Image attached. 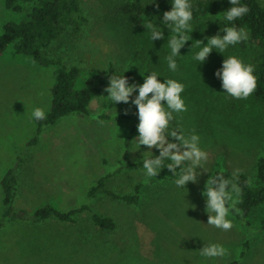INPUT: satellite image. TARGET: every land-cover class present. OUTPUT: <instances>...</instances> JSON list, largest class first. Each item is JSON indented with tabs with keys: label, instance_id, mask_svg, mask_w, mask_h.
I'll list each match as a JSON object with an SVG mask.
<instances>
[{
	"label": "rangeland",
	"instance_id": "obj_1",
	"mask_svg": "<svg viewBox=\"0 0 264 264\" xmlns=\"http://www.w3.org/2000/svg\"><path fill=\"white\" fill-rule=\"evenodd\" d=\"M4 1L0 0V34L5 23L26 19L33 6L23 3V10L15 12L7 9ZM128 1L132 0H84L88 22L75 41L77 46L63 43L60 49L55 45L82 67L77 86L89 75L107 71L104 67L110 63L135 71L133 82L137 84L144 79L140 71L149 70L180 80L185 85L181 95L187 110L174 114L173 126L178 122L186 132L199 135L209 156V172L224 168L230 173L239 168L252 175L258 157L264 156V104L257 102L253 93L246 99H234L221 92L214 73L225 58L223 53L214 49L197 65L190 52L194 40L218 33L222 22L207 19L220 15L193 19V30L188 33L191 39L180 49L177 69L171 72L164 59L170 29L162 26L164 37L150 41L145 25L132 27L123 13ZM152 7L143 23L156 17L159 24L171 4L158 0V7ZM256 53L249 42L225 51V55H236L252 66ZM53 72V67L39 65L12 46L0 53V181L23 154L16 209L32 213L47 202L61 209L87 202L94 211L113 215L118 225L113 231H101L91 225L89 216L77 226L52 222L35 228L30 222L10 223L0 228V264H227L239 259L246 240L250 246L240 264H264V231L260 229L264 205L252 213L251 227L229 212L232 227L223 230L207 224L202 191L209 173L198 169L197 181H189L187 189L175 187L167 168L157 177H144L136 163L146 148L131 149L138 123L131 98L127 104L114 105L97 97L90 103V114L64 117L45 128L38 143L28 147L36 129L32 109H50ZM153 152L158 154L155 148ZM107 174H111L109 186L117 192L132 191L141 183L139 205H127L104 194L88 199L89 187ZM2 196L0 184V209ZM203 239L223 246L225 254L201 257Z\"/></svg>",
	"mask_w": 264,
	"mask_h": 264
},
{
	"label": "trees",
	"instance_id": "obj_2",
	"mask_svg": "<svg viewBox=\"0 0 264 264\" xmlns=\"http://www.w3.org/2000/svg\"><path fill=\"white\" fill-rule=\"evenodd\" d=\"M83 2L84 0L4 1L5 7L15 12L23 10V3H32L33 6L26 19L18 22L9 21L3 25V31L0 34V53L12 46L16 53L31 57L41 66L54 68L55 80L51 87L50 109L45 112L43 120H34L35 134L28 141V147L38 143L45 128L55 125L64 117L76 113L90 114L91 101L106 94L104 89L108 83L110 72L122 70L114 63H110L107 71L89 75L84 84L78 87L77 81L81 77L82 67L66 58L62 54V50L59 52L55 48V45L59 44L61 49L63 43H66V46L75 43L72 48L77 46L75 41L81 36L82 30L88 22ZM241 2L247 4L249 12L236 20L235 23L246 29L249 39L239 44L244 46L249 42L256 49L257 57L253 66L256 88L253 95L257 102L264 104V1L241 0ZM146 3L142 0H132L123 5V13L128 17V22L132 27H143V16L154 7L152 4ZM192 3L193 19H198L206 14L221 15L220 11L230 6L229 0H193ZM67 54L68 50L65 55ZM124 75L128 77L129 83H132L136 73L127 69ZM24 159L23 154L18 155L16 163L9 167L1 178L3 196L0 209V228L16 222H30L35 228L52 222L77 226L85 216H89L88 219L95 229L113 231L117 228L118 224L113 215L94 211L87 202L69 209H61L47 202L37 207L32 213L26 209H16L14 204L19 195L20 169ZM136 165L140 166V162H137ZM210 173L212 175L222 174L225 177L230 174L224 168H217ZM110 177L111 174L99 177L87 190V198L93 199L99 194H104L127 205H139L141 183L135 184L132 191L117 192L109 186ZM237 182L241 191L235 209L230 212L244 225L251 227L252 213L264 205V156L258 157L252 175L241 172ZM260 229L264 231V216L260 220ZM249 246L250 240L244 241L239 259L227 264H240L241 260L245 258Z\"/></svg>",
	"mask_w": 264,
	"mask_h": 264
},
{
	"label": "clouds",
	"instance_id": "obj_3",
	"mask_svg": "<svg viewBox=\"0 0 264 264\" xmlns=\"http://www.w3.org/2000/svg\"><path fill=\"white\" fill-rule=\"evenodd\" d=\"M169 2L171 8L163 11L159 24L156 23V17H151L154 19L143 24L152 42L164 37L162 26L170 29V35L167 36L165 43L168 53L164 59L168 70L175 72L176 58L181 54L180 49L186 41L191 39L188 33L193 30L191 23L193 3L192 0H169ZM146 4H156L158 7V0H148ZM229 5L220 11V16L207 19L222 22L218 33L194 40L190 52L192 59L198 62L197 65L206 61L214 49L223 53L225 58L214 73L220 80L223 90L221 92L234 99H246L256 88L253 66L236 55H225V51L231 46L248 41L249 33L235 21L246 15L249 8L241 0H229ZM201 30L203 31V28ZM128 68L125 66L122 70L110 72L104 89L107 95L103 97L106 98L105 103L110 102L114 105L120 102L127 104L131 98V104L136 106L137 135L131 140L133 141L131 149H140L141 146L146 148L139 160L144 177H157L163 168H167L174 176L175 187L184 189L189 181H197L198 169L209 173L202 191L205 198V211L208 214L207 224L223 230L230 229L232 222L229 212L234 210L238 203L241 188L237 181L241 170L232 169L228 177L222 174L212 175L207 168L209 156L201 147L199 135L194 131L186 132L178 122L173 126L174 114L187 110L181 95L185 87L183 82L149 70L140 71L144 77L142 83H129L128 77L124 75ZM104 69L108 68L104 67ZM161 76L163 79H158ZM134 92L136 95L133 97ZM44 117L45 112L41 107L32 109V119L39 121ZM154 148L158 150V154H154ZM199 250V255L204 258H214L225 254L223 246L206 241Z\"/></svg>",
	"mask_w": 264,
	"mask_h": 264
}]
</instances>
